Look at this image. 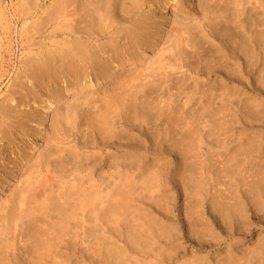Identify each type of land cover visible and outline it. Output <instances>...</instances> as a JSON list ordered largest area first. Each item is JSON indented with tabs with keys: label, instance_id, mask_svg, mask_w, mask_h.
<instances>
[{
	"label": "bare ground",
	"instance_id": "obj_1",
	"mask_svg": "<svg viewBox=\"0 0 264 264\" xmlns=\"http://www.w3.org/2000/svg\"><path fill=\"white\" fill-rule=\"evenodd\" d=\"M41 2L0 36V264H264V0Z\"/></svg>",
	"mask_w": 264,
	"mask_h": 264
},
{
	"label": "rangeland",
	"instance_id": "obj_2",
	"mask_svg": "<svg viewBox=\"0 0 264 264\" xmlns=\"http://www.w3.org/2000/svg\"><path fill=\"white\" fill-rule=\"evenodd\" d=\"M43 2H41L42 4H41V8H43L44 6H45V4H49V3H51L52 2V0H42ZM50 1V2H49ZM18 2V3H17ZM22 7H21V6ZM24 3H22V0L20 1H18V0H0V7H2V9H4V19L6 18V20H4V19H2V23L0 24V28H2V30H0V31H2L1 33H0V36H2L3 34H4V37L6 36V39H8V37H9V39H10V37L12 38L13 37V39L12 40H14V41H17L16 43L13 41V43L14 44H18L19 43V41L17 40V39H19L18 38V35L16 34V33H19V32H21V30H23L22 32H24V29L26 28V27H28L27 26V24L31 21V19H30V16H33V17H35V15H38V14H36V12H33L32 10L29 12V14L28 13H23L22 11V9L21 8H23L24 6ZM20 8V9H19ZM40 8V9H41ZM1 9V8H0ZM16 10V11H15ZM21 10V11H20ZM6 11V12H5ZM8 11V12H7ZM14 11V12H13ZM16 12V13H15ZM31 12H32V14H31ZM7 13V14H6ZM9 13V14H8ZM22 13V14H21ZM6 14V15H5ZM15 14V15H14ZM27 14V15H26ZM14 15V16H13ZM21 15V16H20ZM25 16L24 17V19L22 18V16ZM13 16V17H12ZM26 17H28V18H26ZM32 17V19H34ZM36 18V17H35ZM27 20V24L24 26V21L23 20ZM8 20V21H7ZM10 21V22H9ZM8 23V24H7ZM2 24H3V26H4V28L2 27ZM8 25V26H7ZM22 25V26H21ZM11 28H10V27ZM8 27V28H7ZM21 27V28H20ZM25 27V28H24ZM23 28V29H22ZM7 29V30H6ZM20 29V30H19ZM10 30V31H9ZM15 30V31H14ZM11 32H13V33H11ZM10 34V35H9ZM15 34V35H14ZM8 35V36H7ZM20 40V39H19ZM19 55H17V57H18ZM8 57V58H7ZM5 58V59H4ZM4 58H2V60H4V63H5V61L7 60V59H9V58H11V56L9 57L8 55H6L5 54V56H4ZM14 60H16L15 58H14ZM3 63V65H5ZM5 81V82H4ZM7 81H8V78H5L2 82L3 83H1V87H0V89H2L3 88V90L5 89V85L7 84ZM2 85H4V86H2ZM257 229H259L258 228V226L257 227H255V229H253V231H252V234H250V235H248L243 241H242V243L240 244V246H243V245H249L250 243H251V241L253 242L256 238H257V235L261 232L262 233V230H257ZM255 231V232H254ZM255 233V234H254ZM257 233V234H256ZM253 236V237H252ZM251 238H252V240H251ZM254 239V240H253ZM246 240V241H245ZM227 241H229V240H227ZM245 241V242H244ZM244 247V246H243ZM189 249H191V248H188V250Z\"/></svg>",
	"mask_w": 264,
	"mask_h": 264
}]
</instances>
